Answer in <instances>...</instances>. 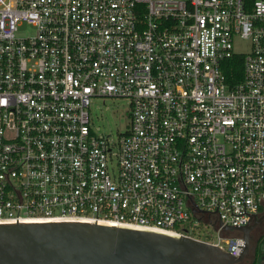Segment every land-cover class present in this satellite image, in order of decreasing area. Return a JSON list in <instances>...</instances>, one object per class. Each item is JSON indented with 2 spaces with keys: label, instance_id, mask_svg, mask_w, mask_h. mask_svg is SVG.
I'll return each instance as SVG.
<instances>
[{
  "label": "built area",
  "instance_id": "obj_1",
  "mask_svg": "<svg viewBox=\"0 0 264 264\" xmlns=\"http://www.w3.org/2000/svg\"><path fill=\"white\" fill-rule=\"evenodd\" d=\"M96 97L129 101L115 142ZM262 210L264 0H0V225L97 221L238 258L225 228Z\"/></svg>",
  "mask_w": 264,
  "mask_h": 264
},
{
  "label": "water",
  "instance_id": "obj_2",
  "mask_svg": "<svg viewBox=\"0 0 264 264\" xmlns=\"http://www.w3.org/2000/svg\"><path fill=\"white\" fill-rule=\"evenodd\" d=\"M263 220L255 216L246 227L225 228L245 241L238 258L192 238L97 221L0 225V264H242Z\"/></svg>",
  "mask_w": 264,
  "mask_h": 264
},
{
  "label": "rangeland",
  "instance_id": "obj_3",
  "mask_svg": "<svg viewBox=\"0 0 264 264\" xmlns=\"http://www.w3.org/2000/svg\"><path fill=\"white\" fill-rule=\"evenodd\" d=\"M251 45L250 41L238 38L234 43L235 53L248 54L251 50ZM129 110L130 104L127 99L101 97L93 98L90 106L91 125L93 131L98 136L110 137L112 142L117 141L119 136L125 134L129 128ZM207 231L209 233V237L207 239H218L217 231L213 226H209ZM252 246L250 255L242 264H251L255 259L258 246H255V241H253Z\"/></svg>",
  "mask_w": 264,
  "mask_h": 264
},
{
  "label": "trees",
  "instance_id": "obj_4",
  "mask_svg": "<svg viewBox=\"0 0 264 264\" xmlns=\"http://www.w3.org/2000/svg\"><path fill=\"white\" fill-rule=\"evenodd\" d=\"M223 71L228 84L233 85L244 79V57L235 56L223 65ZM263 211V210H262ZM253 264H264V239L259 243Z\"/></svg>",
  "mask_w": 264,
  "mask_h": 264
},
{
  "label": "flooded vegetation",
  "instance_id": "obj_5",
  "mask_svg": "<svg viewBox=\"0 0 264 264\" xmlns=\"http://www.w3.org/2000/svg\"><path fill=\"white\" fill-rule=\"evenodd\" d=\"M264 213V210L261 212V214L259 216H262ZM264 238V220L262 221V223H260L257 228L253 231L252 233V245H253V241H255V246H258L259 243L263 240ZM253 247V246H252ZM252 251V250H251ZM250 251V253H251ZM250 255V254H249ZM248 255V256H249ZM256 257V256H255ZM255 261V259L253 260V262L251 264H253Z\"/></svg>",
  "mask_w": 264,
  "mask_h": 264
},
{
  "label": "bare ground",
  "instance_id": "obj_6",
  "mask_svg": "<svg viewBox=\"0 0 264 264\" xmlns=\"http://www.w3.org/2000/svg\"><path fill=\"white\" fill-rule=\"evenodd\" d=\"M164 234H167V233H164ZM168 234H170V233H168Z\"/></svg>",
  "mask_w": 264,
  "mask_h": 264
}]
</instances>
